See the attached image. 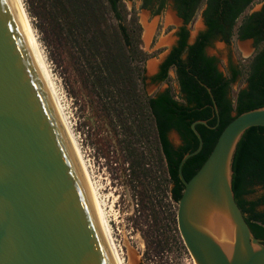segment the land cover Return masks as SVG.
<instances>
[{"label":"water","instance_id":"1","mask_svg":"<svg viewBox=\"0 0 264 264\" xmlns=\"http://www.w3.org/2000/svg\"><path fill=\"white\" fill-rule=\"evenodd\" d=\"M195 123L207 124L191 123L198 146L178 164L184 245L196 264H264V239L231 187L236 144L264 126V105L235 115L186 179L182 165L203 142ZM0 264H114L14 0H0Z\"/></svg>","mask_w":264,"mask_h":264},{"label":"trees","instance_id":"2","mask_svg":"<svg viewBox=\"0 0 264 264\" xmlns=\"http://www.w3.org/2000/svg\"><path fill=\"white\" fill-rule=\"evenodd\" d=\"M29 13L43 18L54 38L70 54L84 85L102 102L118 103L112 107L116 115L134 114L141 121L142 135L149 119L155 132L159 156L165 167L168 194L178 203L184 184L178 176V164L183 155L198 146V137L191 123H195L202 137L201 149L182 165L189 179L212 150L221 130L237 114L264 105V45L249 59L247 85L231 97V84L241 71L231 65L229 74L217 66L214 55L206 47L221 35L229 42L237 19L251 0H207L203 11L206 28L189 43L185 26L201 0H173L184 25L177 31V39L159 63L152 81H165L171 68L175 70L181 99L166 88L153 95L143 96L137 82L144 81L146 53L140 47V25L135 12L125 0H24ZM158 8L166 0H144ZM43 30V27L40 26ZM241 39L254 37L255 43L264 42V7L243 15L237 29ZM105 105V106H104ZM217 110V111H216ZM177 131L180 143L174 145L168 133ZM231 187L252 233L264 239V192L249 198L253 187L264 189V126H251L239 138L231 162ZM262 207V208H260ZM143 264V263H140Z\"/></svg>","mask_w":264,"mask_h":264},{"label":"rangeland","instance_id":"3","mask_svg":"<svg viewBox=\"0 0 264 264\" xmlns=\"http://www.w3.org/2000/svg\"><path fill=\"white\" fill-rule=\"evenodd\" d=\"M22 3L86 162L91 183L98 184L101 199H106L104 207L112 235L126 263L196 264L177 228V203L169 197L165 167L149 119L146 120V133L142 135L141 121L136 123L133 113L123 112L117 117L112 107L119 108L118 103L107 104L110 109H105L84 85L69 52L54 38L50 26L45 25L43 18L30 14L24 0ZM125 4L137 16L140 47L146 53L144 81L137 82V91L147 96L169 88L181 99L173 68L165 81H152L150 74L153 72L147 70L149 63L154 64V69L158 68L176 39L179 18L171 0H166L161 8L154 1L149 6H144L143 0H125ZM256 7L253 5L252 9ZM169 11L174 14V21L166 19ZM145 27L148 36H145ZM187 27L190 37L203 27L200 9ZM246 42L250 47H241L242 50L240 46ZM205 51L216 57L217 66L224 74H228L231 64L241 71L231 84L230 95L234 98L237 90L246 86L249 59L256 51L251 40L233 37L226 44L216 39ZM168 137L173 144L180 143V136L175 132H170ZM263 192L264 189L256 185L249 198Z\"/></svg>","mask_w":264,"mask_h":264},{"label":"bare ground","instance_id":"4","mask_svg":"<svg viewBox=\"0 0 264 264\" xmlns=\"http://www.w3.org/2000/svg\"><path fill=\"white\" fill-rule=\"evenodd\" d=\"M16 3V6L18 8V11L20 13V16L22 18V21L24 23V26L26 28V31L28 33L29 39L31 41L34 53L36 55L38 64L40 66L41 72L43 74L44 80L46 82L47 88L49 90L50 96L52 98V101L54 103L55 109L57 111L58 117L60 119V122L62 124V127L64 129L65 135L67 137V140L69 142L70 148L72 150L73 156L75 158V161L77 163L80 175L82 177L83 183L85 185L87 194L89 196L91 205L93 207L94 213L96 215L98 224L100 226L101 232L103 234L105 243L107 245L108 251L110 253V256L112 258V261L114 264H127L124 257L121 255L120 251L117 248V244L113 238L112 235V228L110 225V220L107 216V212L105 210L104 204H106V199H101L98 189V184L96 186H93V183H91L90 176L88 173L86 162L83 160V157L80 153V147L78 146L77 139L74 136L70 123L65 115V112L63 110V107L59 101L57 89L55 86V82L52 78L50 69L48 67L46 58L43 54V51L40 47V43L36 37V34L30 24L29 17L27 15V12L24 8V5L22 3V0H14ZM173 15L169 12L167 15V20H173ZM146 34V27H145V36H148ZM248 44L245 46L242 44L241 46L244 48L247 47ZM149 69L154 68L153 63H149L148 65ZM100 186V185H99ZM105 196V194L103 195ZM111 209V208H110ZM114 209V208H113ZM112 211V210H111ZM133 260V259H132Z\"/></svg>","mask_w":264,"mask_h":264},{"label":"flooded vegetation","instance_id":"5","mask_svg":"<svg viewBox=\"0 0 264 264\" xmlns=\"http://www.w3.org/2000/svg\"><path fill=\"white\" fill-rule=\"evenodd\" d=\"M143 1H144V0H143ZM171 2H172V5H173V7H174V9H175V12H176L177 17H180V18L182 19V21H183V23H182L181 25L178 26V28H177V30H176V32H175L176 39H177V31L179 30V27H181V26L184 25V19H183V17H181V16L179 15L178 10H177V8H176V6H175L174 1L171 0ZM156 4H157V2H156ZM253 5H256L257 7H256L255 9H252ZM157 6H158V4H157ZM206 6H207V0H201L200 3H199V5H198V7L196 8V10L194 11V13H193V15H192V17H191V19H192L193 16L195 15V13L198 11V9H200V16L202 17V24H203V27H202L198 32H200V31H202V30H204V29L206 28V24H205L204 17H203V11H204V9L206 8ZM263 7H264V0H251V1H249V2L245 5L244 10L242 11V15L237 19V23H236L235 28H234L235 32H234V34L232 35L231 39H232L233 37H236V38H238L239 40H248V39H250L251 42H252V46H253L254 50H257L259 47H261V46H262L261 44H262L263 42H261V43H259V44L255 43L254 37H248V38H244V39L239 38V37L237 36L236 29H237L239 23L241 22V19L243 18V15H247V14H251V13H254V12L260 11ZM169 12H170V11H169ZM169 12H168V13H169ZM168 13H167V14H168ZM170 13H171V12H170ZM171 14L173 15V18H174V19L171 20V21H174V20H175L174 14H173V13H171ZM166 19H167V17H166ZM191 19H190V21H191ZM190 21H189V22H190ZM189 22H188V23H189ZM188 23H187V24H188ZM187 24L185 25L186 27H187ZM187 28H188V27H187ZM198 32H197V33H198ZM176 39H175V41H176ZM216 39H218L219 41H222V42H224V43H226V44L230 43V41H231V39H230L229 42H226V41L222 38L221 35H218V38H216ZM216 39H214V40H216ZM175 41H174V43H175ZM246 44H248V42H246ZM246 44H243V45L245 46ZM241 45H242V44H241ZM239 46H240V45H239ZM244 46H243V47L240 46V48H241V47L244 48ZM249 47H250V46H249V44H248L246 48H249ZM242 48H241V49H242ZM242 50H243V49H242ZM254 52H255V51H254ZM253 54H254V53H253ZM251 57H252V56H251ZM231 65H232V64H231ZM231 65H230V66H231ZM158 67H159V65H158ZM229 68H230V67H229ZM228 74H229V72H228ZM246 85H247V82H246ZM139 264H140V263H139Z\"/></svg>","mask_w":264,"mask_h":264}]
</instances>
